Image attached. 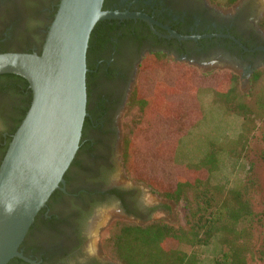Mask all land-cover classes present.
Returning a JSON list of instances; mask_svg holds the SVG:
<instances>
[{"label":"flooded vegetation","instance_id":"flooded-vegetation-1","mask_svg":"<svg viewBox=\"0 0 264 264\" xmlns=\"http://www.w3.org/2000/svg\"><path fill=\"white\" fill-rule=\"evenodd\" d=\"M59 1L0 0V52L38 53ZM102 9L153 21L111 18L97 35L89 53L82 147L18 248L29 261L14 257L7 264H118L103 250L102 229L119 220L157 219V205L143 211L137 205L144 185L127 184L119 172L120 120L143 58L160 53L203 72L230 71L241 85L264 68L262 0H236L229 7L210 0H103ZM22 108L21 95L0 87V160Z\"/></svg>","mask_w":264,"mask_h":264},{"label":"trees","instance_id":"trees-1","mask_svg":"<svg viewBox=\"0 0 264 264\" xmlns=\"http://www.w3.org/2000/svg\"><path fill=\"white\" fill-rule=\"evenodd\" d=\"M235 1L228 0L227 4ZM108 22L107 19L98 21L90 33L86 51V96L92 76L89 53ZM260 27L264 32V14ZM263 81L264 68L254 73L246 93L240 89L238 76L230 71L201 72L160 53L142 59L126 106L130 118L124 125L121 142L122 168L127 177L144 184L157 197L182 203L185 214L175 224L162 219L145 224L114 221L101 240L108 256L118 264H200L203 248L214 243L218 250L213 264H257L256 250L250 240L252 230L240 225L242 219L257 215L253 201L255 177L251 174L233 187L220 181L217 177L221 172L220 157L225 151L210 138L209 132L201 136L200 126L206 124L202 120L209 109L207 105L217 113L228 111L242 118L254 115L256 109L246 97L254 94L261 107ZM0 87L23 98L16 130L29 108L31 89L23 77L15 74H0ZM206 97L209 102L205 101ZM163 121H179V124L158 145L155 135L161 136ZM87 122L86 116L83 127ZM83 127L78 150L82 147ZM193 128L198 130L196 139H188ZM231 152L237 158L240 155L238 151ZM57 192L55 189L49 200Z\"/></svg>","mask_w":264,"mask_h":264},{"label":"water","instance_id":"water-1","mask_svg":"<svg viewBox=\"0 0 264 264\" xmlns=\"http://www.w3.org/2000/svg\"><path fill=\"white\" fill-rule=\"evenodd\" d=\"M103 0H60L41 50L0 52V74L23 77L32 98L0 162V264L18 250L38 212L64 182L86 113V51L103 19L141 17L102 9ZM178 38H198L181 36ZM209 36V35H203Z\"/></svg>","mask_w":264,"mask_h":264},{"label":"rangeland","instance_id":"rangeland-1","mask_svg":"<svg viewBox=\"0 0 264 264\" xmlns=\"http://www.w3.org/2000/svg\"><path fill=\"white\" fill-rule=\"evenodd\" d=\"M264 1V0H262ZM211 3L229 7L227 4L228 0H210ZM194 67V66H193ZM196 68V67H195ZM197 70L203 72L198 67ZM240 82V81H239ZM262 87V94H264V81ZM250 87L249 84L241 85L240 89L243 92H248ZM258 89H254L257 91ZM202 90L201 92H203ZM264 96V95H263ZM207 97L205 98V101ZM208 102L210 101L207 100ZM246 101L256 109L254 115L248 118H242L236 114L228 111L217 113L213 107H209L208 111L204 114V120L206 124L200 126V135L209 132L210 138L222 147L225 153L221 155L220 171L218 178L220 181L225 182L227 186L233 187L241 184L243 180L253 174L256 180V188L253 192L254 208L257 213L254 217H246L240 221L241 226L250 227L252 230L251 234V245L256 250L257 264H264V103L262 106L257 102V97L254 94L246 97ZM206 111V110H205ZM183 113H181L182 115ZM178 120V116H174ZM181 117V116H179ZM130 115L126 113V109L121 117L120 126L123 136L124 125L129 121ZM179 121H163L161 122V136L155 135V143L165 142L172 129H176ZM204 127V128H203ZM198 134L196 128L192 129L187 135L188 139H196L195 135ZM231 151H238L239 157ZM119 172L124 178H122L127 184H132L134 181L126 176L125 172L119 167ZM136 183V182H135ZM144 185V184H142ZM145 194L151 201L157 205L154 217L162 219L168 223L175 224L183 219L185 214L184 205L176 204L172 201L161 199L153 194L147 186H143ZM104 218L101 225H104ZM131 220V219H128ZM109 228V227H108ZM103 233L100 236L103 239V235L107 228H103ZM218 250L217 244H210L203 248L204 256L200 264H213V258ZM254 250V251H255ZM254 260V259H253ZM255 262V261H254ZM256 264V262H255Z\"/></svg>","mask_w":264,"mask_h":264},{"label":"clouds","instance_id":"clouds-1","mask_svg":"<svg viewBox=\"0 0 264 264\" xmlns=\"http://www.w3.org/2000/svg\"><path fill=\"white\" fill-rule=\"evenodd\" d=\"M137 205L140 208V210H146L147 207H149L151 205V201L149 200V198L144 195L143 193L137 197Z\"/></svg>","mask_w":264,"mask_h":264}]
</instances>
